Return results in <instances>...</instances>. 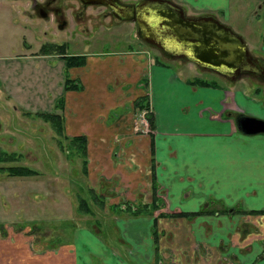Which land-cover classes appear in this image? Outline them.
<instances>
[{
    "label": "crops",
    "instance_id": "obj_1",
    "mask_svg": "<svg viewBox=\"0 0 264 264\" xmlns=\"http://www.w3.org/2000/svg\"><path fill=\"white\" fill-rule=\"evenodd\" d=\"M179 1L182 3L180 6L184 4L185 7L193 2ZM30 2L0 0V8L20 7L15 12L21 13L24 20L37 21L39 18L45 21L30 7ZM210 4L220 10L227 5ZM5 18L12 25L18 22L10 13ZM58 38L56 33L50 40L42 39L39 45L64 42ZM2 48L0 43V54L5 53ZM47 55L62 62L69 72L71 68L66 66V60L60 54L50 52ZM83 55L85 64L76 67L82 69L77 76L82 88L64 89L54 111H30L17 105L19 101L36 100L16 99L14 88L19 84L18 74L11 70L10 65H0V151L9 153L7 150L11 149L18 158L6 162L18 161L21 159L19 150L29 147L24 139L37 146L41 144H38V133L26 129L30 120L39 119L49 130L51 140L53 127L40 114L60 113L65 136L84 135L86 138V174L94 184L97 183L98 188L92 187L94 192L102 195L101 181L105 183L114 179L112 151L119 149L124 155L116 162L119 186L120 182L126 185L128 191L124 190L129 202L132 203L133 197H144L141 203H150L153 196L151 140L149 133L133 132V101L147 95L154 120L153 130L149 132L157 188L155 196L161 206L153 214L114 212L119 214L112 223L116 237L108 241L116 250L108 248L97 235L100 230L96 231L95 227H100L96 222L92 226L72 224L74 236L71 241L50 243L41 250H34L33 239H26L33 238L28 231L33 230L32 227L37 229L38 225L34 223L32 226L19 219H4V209L10 207L2 199L0 264H264V213L251 212L264 210V134L245 135L235 125L238 113L264 119V104L260 106L255 97H244L241 90L231 88L238 79L222 83L214 78H203L214 79L216 86L192 85L172 71L169 64L150 60L145 50L131 49L111 57ZM16 58L0 56L3 61ZM186 62L190 69L195 65ZM198 76L196 74L195 77ZM116 110L120 113H114ZM134 133V137L129 136L127 141H123L125 135ZM117 135L124 136L118 141ZM55 144L59 148L57 142ZM52 147L43 148L44 159L49 164ZM6 162L0 165H6ZM0 172L5 171L1 169ZM36 172L25 176L36 175ZM1 173L0 179H5ZM134 190H137L135 196ZM114 192L110 197H118L121 193L113 195ZM103 196L108 197L109 194ZM163 196L169 199L172 207ZM119 202L112 200L108 205ZM217 204L219 208H216ZM199 210L202 212L190 216H158L159 213H193ZM161 223L164 227L159 228ZM11 236L16 241L12 242Z\"/></svg>",
    "mask_w": 264,
    "mask_h": 264
},
{
    "label": "rangeland",
    "instance_id": "obj_2",
    "mask_svg": "<svg viewBox=\"0 0 264 264\" xmlns=\"http://www.w3.org/2000/svg\"><path fill=\"white\" fill-rule=\"evenodd\" d=\"M67 1L73 6L77 4L74 0ZM119 1L133 3L137 0ZM210 2L218 3V6H224L226 3L227 5L223 9V14L222 10L216 8V6H211ZM260 3H262V0H193L188 5L197 11L204 8L211 9L219 15V18L223 22L242 36L244 41L249 44L248 48L252 54L264 59V45L261 43V35L264 33V2L262 3V7L258 8ZM203 4L206 6H203ZM208 4L210 6H207ZM16 8L20 9V7ZM16 8L10 7L9 10H6L5 7L0 8V43H2V49L5 52L1 53L4 55L0 54V56L17 57L13 61H3L0 59V65H10L11 70L18 74L17 81L19 84L16 89L14 88V97L16 99L29 98L36 100L32 102H17L18 100H16V104H19L26 110L54 111L58 100L64 95L65 91L63 87L65 79L68 77L78 79V73L82 71V69L73 67L68 72L62 62H59L51 55H47L50 53L42 50V45H39L42 39L50 40L55 37L56 33L59 36V40L68 42V47L65 48L67 54H100L111 57L131 49L145 50L149 54L150 60L169 64L170 69L185 80L192 79L197 74L200 75L198 76L199 78H214L218 82L226 83V80L217 74L201 70L195 65H191L190 69V64L184 60H173L163 56L157 49L147 45L137 36L136 27L133 22L115 19L108 29L107 27L110 25L109 21H112V19H109L107 16H101L105 12L102 7L89 6L86 8L83 16L76 18V20L71 19L72 14L65 10V7L62 8L69 19L68 27L61 31H58L59 29L55 23L52 24L48 21L39 20V18L37 21L24 20L21 13L17 14L15 12ZM9 13L13 19L18 21L14 25L10 24L8 19L5 18ZM27 43L29 46H26ZM2 80L3 78L1 82ZM5 85L4 88H6ZM231 88L241 90L240 94H243L244 97H250V99L255 97L259 102L257 104L260 106L264 104V79L242 75L235 84L231 85ZM249 103L253 105L250 101ZM114 113L119 114L120 112L116 110ZM133 121L135 127L133 132L149 133V127L143 111L139 113L134 110ZM30 122L26 129L31 133H38V144L41 142L39 146L42 148L30 140L24 139L29 147L19 150L21 159H17L18 161L11 163L6 162V165L21 164L22 166L34 169L37 171V174L11 178L5 172H0L5 177V179H0V183H3L2 186L0 185V189L3 188L0 191V195L3 196L0 200L5 199L10 207L4 209V219H19L21 222H26L32 226L34 223L38 225L37 229L32 227L33 230L28 231L30 235L32 234L33 238L28 237L26 239V241L33 239L32 248L34 250H41L50 243L58 244L64 241H71L74 236L72 224L79 226L91 224L92 226L94 222L99 223L98 226L100 227H95L96 231L100 230L97 235L104 240L108 248L116 250L117 248L111 245L108 240L109 238L116 237L112 223L119 218V214H115V210H112L108 203L112 200H120L119 203L123 202L122 200L129 202L125 191L127 190L126 185H124V182H120L121 185L119 186L117 181L120 174L116 170V162L124 156L122 155L123 151L119 149L112 151L115 158L112 168L114 179L105 183L101 181L100 183L103 186L102 190H104L102 191V195L100 194L104 201V207L98 206L88 198L89 206L93 213L89 215L78 212V197H88V193L84 189L96 187L97 183L94 184L87 174L84 175L82 173V157L76 155L67 156V151L63 152L60 148H57L55 144L57 140L59 139L66 146V139H63L53 131V138L50 140L49 130L39 119L36 121L30 120ZM24 132L27 131L25 130ZM135 133L125 135L123 141H127L129 136L134 137ZM123 136L117 135L116 138L119 141ZM50 145L53 146L51 164L45 161V151L43 150L44 147L47 150ZM7 151L11 152L12 150L9 149ZM122 167L125 168L126 165ZM137 190L133 191L134 196ZM113 192V195L121 193L117 195L118 197H110V194ZM103 194H109V196L104 197ZM144 199V197H137L136 199L133 197L132 203L139 204ZM163 199L167 203L170 202L166 196H163ZM106 205L109 206V210ZM169 205L172 207V204L169 203ZM219 207L220 205L217 204L216 208ZM162 223L159 228L164 227ZM173 226H176V224H173ZM169 227L170 225L165 228ZM10 239L12 242L16 241L13 236ZM121 248L124 251V247L121 246ZM152 264L157 263L154 262Z\"/></svg>",
    "mask_w": 264,
    "mask_h": 264
},
{
    "label": "water",
    "instance_id": "obj_3",
    "mask_svg": "<svg viewBox=\"0 0 264 264\" xmlns=\"http://www.w3.org/2000/svg\"><path fill=\"white\" fill-rule=\"evenodd\" d=\"M104 5L121 20L133 21L137 36L167 58L194 63L228 81L242 75L263 77L264 62L249 52L242 36L212 15L188 16L171 0H81ZM235 125L245 135L264 134V119L238 113Z\"/></svg>",
    "mask_w": 264,
    "mask_h": 264
},
{
    "label": "trees",
    "instance_id": "obj_4",
    "mask_svg": "<svg viewBox=\"0 0 264 264\" xmlns=\"http://www.w3.org/2000/svg\"><path fill=\"white\" fill-rule=\"evenodd\" d=\"M262 40L264 41V33L262 34ZM66 43L62 44H55V43H48L44 44L42 46V50L46 51L48 53L53 52L60 54L65 60H66V66L68 68L72 67H81L85 64V55L83 54H71L67 55L65 52ZM188 83L192 85H207V86H216V83L213 80H205L203 78L194 77L192 79L187 80ZM142 83L145 84V79L142 80ZM82 88V85L78 79L75 78H67L64 82V89L66 90H80ZM133 109L136 112H144L145 119L147 121L149 130H153V114L149 108L148 104V97L147 95L140 96L134 99L133 101ZM40 116L49 122L51 126L53 127V130L55 133L60 135L63 139H66L67 145L65 146L62 144V141L59 139L57 140V144L59 148L62 151H67V156H79L82 157L81 165H82V173L85 175L87 173V162H86V138L84 135H74L67 137L63 134V124H62V117L60 113H41ZM150 136V174H151V186H152V200L150 203H131L127 201H123L119 204L110 205V208L115 211H127L132 215H138L142 212H148L149 214H153V211L161 206L160 201L155 196L156 191V184L154 180V163H153V157H152V136L151 132H149ZM15 158H18V155H16L13 152H5L0 151V163L6 162V161H12ZM4 170L9 176H25L29 174L35 173L32 169L22 166V165H16V164H9V165H0V170ZM83 189V188H82ZM81 190V189H80ZM85 192L88 193V197L79 196L78 197V205L77 210L78 212H82L85 214L91 215L92 209L89 206L88 198L96 203L98 206L103 207L104 201L102 200V196L100 194H97L94 192L92 187H87L84 189ZM114 211V212H115ZM202 210H199L197 212L193 213H185V212H177V213H166L162 214L159 213L158 216H169V217H176V216H190L195 215L197 213H201ZM251 212H263L262 211H251ZM156 219V217H155Z\"/></svg>",
    "mask_w": 264,
    "mask_h": 264
},
{
    "label": "flooded vegetation",
    "instance_id": "obj_5",
    "mask_svg": "<svg viewBox=\"0 0 264 264\" xmlns=\"http://www.w3.org/2000/svg\"><path fill=\"white\" fill-rule=\"evenodd\" d=\"M74 1H76V3H77L75 6H73L67 0H41L40 2H35L34 0H31L30 7L32 9H34V11H36L37 14L41 15L42 17H44V20L45 21H49V19H50L51 20L50 22L52 24L55 23L56 26L59 27L61 30H64L65 28L68 27V19H69V17H67L66 14L64 13L65 11L62 10V8H64V7H65V10L69 11L72 14V16H71L72 18L71 19H75V20H76V18L82 17L83 14H84V12H85V10H86V8H88L89 6H99V7H102L105 10V12L102 13L101 16L102 17L103 16H107V17H109V19H112V21H109L110 25H109V27H107L108 29L110 28L112 22H114L115 19L116 20H121V19H119V18H117L115 16V14L110 10V8H108V7L104 6V5L84 3L81 0H74ZM171 1H173L174 3H176L179 6L182 4V3H179L180 2L179 0H171ZM263 2H264V0H262V3ZM262 3H260L258 5V8H261L262 7ZM181 7L183 8L185 15H188V16H203V15L208 16V15H212V16L216 17L218 20H220L221 22H223L221 20V18H219V15L216 14V13H214L211 9L204 8L203 10L197 11L196 9L190 8L189 6L188 7H185L184 4ZM190 9H192V10H190ZM222 14H223V10H222ZM49 16H51V17H49ZM125 21H129V20H125ZM129 22H133V21H129ZM223 23H225V22H223ZM74 26H75V24H74ZM135 27H136V25H135ZM62 43H66V47H68V42L67 41H64ZM261 43L264 45V41L262 40V35H261ZM246 45H247V48H248V45L249 44L246 43ZM248 50L250 52V49L249 48H248ZM169 59H171V58H169ZM177 59L178 58H173V60H177ZM260 59L264 62V59H262V58H260ZM184 61H186V60H184ZM204 71H208V70H204ZM209 72H212V71H209ZM212 73L217 74L215 72H212ZM220 77H222V76H220ZM240 77L237 78V79H240ZM222 78H224V77H222ZM257 78L263 79V77H257ZM226 81H228V80H226Z\"/></svg>",
    "mask_w": 264,
    "mask_h": 264
}]
</instances>
